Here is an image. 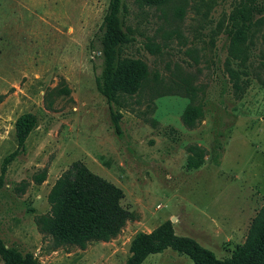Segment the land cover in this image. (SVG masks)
<instances>
[{"label": "rangeland", "instance_id": "374dc122", "mask_svg": "<svg viewBox=\"0 0 264 264\" xmlns=\"http://www.w3.org/2000/svg\"><path fill=\"white\" fill-rule=\"evenodd\" d=\"M237 1L147 7L121 0L128 42L119 58L143 63L148 75L137 94L107 104L94 82L98 61L89 43L108 0H0V164L15 149V119L36 118L0 187L5 247L33 264H123L132 238L165 221L217 259L243 245L264 199V45L255 37L242 66L227 58ZM226 61L243 73L239 92ZM190 104L197 115L189 128L181 115ZM110 109L120 116L119 135ZM197 152L200 164L189 168L187 158ZM75 162L119 188L130 214L115 238L83 249L55 247L35 224L49 214L50 187ZM42 170L36 185L32 177ZM141 264L191 262L165 250Z\"/></svg>", "mask_w": 264, "mask_h": 264}, {"label": "trees", "instance_id": "16d2710c", "mask_svg": "<svg viewBox=\"0 0 264 264\" xmlns=\"http://www.w3.org/2000/svg\"><path fill=\"white\" fill-rule=\"evenodd\" d=\"M143 6L156 7L173 0H137ZM259 0H238L228 17L226 36L227 58L236 65H244L249 56L252 40L258 37L264 45V4ZM121 0H108L97 33L89 47L98 61L99 72L94 82L107 104L120 96L137 94L147 80V69L139 61L122 60L118 48L128 42L119 19ZM226 73L235 92L241 90L240 75L243 73L228 67ZM191 100V99H190ZM192 102V101H191ZM113 131L120 134L119 114L110 109ZM197 111L190 104L181 115L186 127L194 124ZM264 121V115L262 117ZM36 118L25 113L13 124L15 149L2 158L0 164V187L7 165L23 148L28 134L35 127ZM190 149V153H196ZM198 159H195L197 158ZM202 153L187 158L189 168H197ZM45 170L32 179L38 185L45 179ZM123 195L119 188L89 172L81 163L75 162L62 173L50 187L46 200L49 214L35 218L38 231L49 236L55 247L64 245L83 249L89 242H106L115 238L130 219V214L120 206ZM171 250L187 258L191 264H264V199L262 207L252 221L243 245L230 258L217 259L209 250L199 246L192 239L174 235L169 221L161 223L149 233L136 234L128 248L123 264H141L152 254ZM0 261L2 264H33L29 257L12 247H5L0 240Z\"/></svg>", "mask_w": 264, "mask_h": 264}]
</instances>
